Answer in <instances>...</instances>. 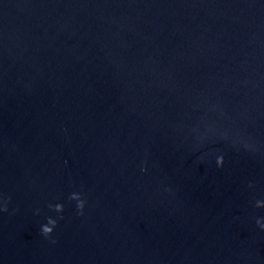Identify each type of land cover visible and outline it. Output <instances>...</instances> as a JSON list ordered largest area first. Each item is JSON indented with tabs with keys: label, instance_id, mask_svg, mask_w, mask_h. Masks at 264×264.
<instances>
[{
	"label": "water",
	"instance_id": "1",
	"mask_svg": "<svg viewBox=\"0 0 264 264\" xmlns=\"http://www.w3.org/2000/svg\"><path fill=\"white\" fill-rule=\"evenodd\" d=\"M9 199L0 264H264V0H0Z\"/></svg>",
	"mask_w": 264,
	"mask_h": 264
},
{
	"label": "clouds",
	"instance_id": "2",
	"mask_svg": "<svg viewBox=\"0 0 264 264\" xmlns=\"http://www.w3.org/2000/svg\"><path fill=\"white\" fill-rule=\"evenodd\" d=\"M247 147V145H246ZM224 164V159L222 156L217 157L216 159V165L218 168H222ZM141 171H146V168H141ZM249 187H254V185L249 184ZM70 201H74L76 204V209H77V214L80 216H83L84 214V208H85V200L82 198V196L78 193H73L70 195L69 197ZM10 202L9 201L4 203L3 207H0V211L2 212H7L8 208H7V203ZM257 208H264V203L257 201L256 205ZM50 210L54 211L57 214H60L58 219L62 220L64 217L62 215L63 211H64V207L62 204H56L55 206L49 205ZM36 215H39V210L36 211L35 213ZM257 227L261 230L264 231V221L262 220H257L256 221ZM57 227V220L56 219H52V218H48L47 219V223L45 225L41 226V235L45 238L48 239L52 236L54 229ZM52 243H56L55 240L52 241Z\"/></svg>",
	"mask_w": 264,
	"mask_h": 264
}]
</instances>
